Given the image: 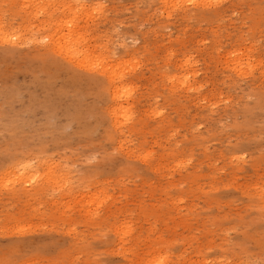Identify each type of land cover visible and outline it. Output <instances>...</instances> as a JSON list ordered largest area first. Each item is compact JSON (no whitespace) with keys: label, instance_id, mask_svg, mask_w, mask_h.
Segmentation results:
<instances>
[{"label":"rangeland","instance_id":"1","mask_svg":"<svg viewBox=\"0 0 264 264\" xmlns=\"http://www.w3.org/2000/svg\"><path fill=\"white\" fill-rule=\"evenodd\" d=\"M44 5L0 0V264H264V0Z\"/></svg>","mask_w":264,"mask_h":264},{"label":"bare ground","instance_id":"2","mask_svg":"<svg viewBox=\"0 0 264 264\" xmlns=\"http://www.w3.org/2000/svg\"><path fill=\"white\" fill-rule=\"evenodd\" d=\"M24 1V4L28 7V8H31L33 10H39V11H44L45 10V6L44 5L46 2L48 4V2L50 4H52L55 0H23ZM56 3H59V2H56ZM61 3V2H60ZM47 8V7H46ZM69 8V6H68ZM58 25V23H57ZM62 25V23L60 24ZM69 26V25H67ZM72 26L74 27V25H70V28H72ZM59 27V25H58ZM59 31L61 30L60 28H58ZM68 27H67V31H68ZM70 31L65 34V35H61L59 36L58 33L59 31L57 30L55 33L56 34H53L54 36V44L57 46H59L60 48H63L65 50V53H67V55H71L72 58H76V59H79L81 62H86L88 61L89 59V55H88V52L87 50L83 49L81 47L80 49V41L82 42V40H80L82 37V32H78L80 30H76V28H74V30H71L69 29ZM66 30H64L65 32ZM61 33V32H60ZM56 36V38H55ZM83 43V42H82ZM81 43V44H82ZM84 45V43H83ZM85 47V46H84ZM86 51V52H84ZM114 93L116 94L117 93V90L114 89L113 90ZM121 107V106H120ZM118 111H120V108H115L114 109V113H117Z\"/></svg>","mask_w":264,"mask_h":264}]
</instances>
